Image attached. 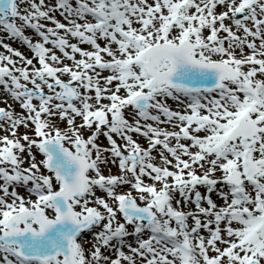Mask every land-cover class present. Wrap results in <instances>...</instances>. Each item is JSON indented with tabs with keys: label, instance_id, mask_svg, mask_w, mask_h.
I'll use <instances>...</instances> for the list:
<instances>
[{
	"label": "snow or ice",
	"instance_id": "obj_1",
	"mask_svg": "<svg viewBox=\"0 0 264 264\" xmlns=\"http://www.w3.org/2000/svg\"><path fill=\"white\" fill-rule=\"evenodd\" d=\"M0 264H264V0H0Z\"/></svg>",
	"mask_w": 264,
	"mask_h": 264
},
{
	"label": "rangeland",
	"instance_id": "obj_2",
	"mask_svg": "<svg viewBox=\"0 0 264 264\" xmlns=\"http://www.w3.org/2000/svg\"><path fill=\"white\" fill-rule=\"evenodd\" d=\"M14 47H20V46H15V44L13 45ZM21 51H23L22 49H20Z\"/></svg>",
	"mask_w": 264,
	"mask_h": 264
}]
</instances>
